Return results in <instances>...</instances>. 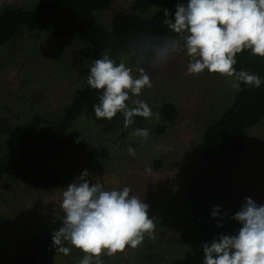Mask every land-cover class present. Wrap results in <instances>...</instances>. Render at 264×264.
<instances>
[{
    "label": "rangeland",
    "instance_id": "obj_1",
    "mask_svg": "<svg viewBox=\"0 0 264 264\" xmlns=\"http://www.w3.org/2000/svg\"><path fill=\"white\" fill-rule=\"evenodd\" d=\"M18 1L0 0V4ZM163 3V0H111L108 9L92 11L88 19L110 29L111 18L116 12L126 9L150 17L163 7ZM172 45L175 47L171 51V59L158 70L150 72L152 87L143 89L139 97H132L151 106L154 115L149 120L153 125L163 124L158 118L162 104L169 102L177 107L178 118L168 125L164 135L141 139L143 145L135 149V156H130L128 152L120 156V140L116 139L115 133H104L100 125L85 115L78 116L67 130L68 135L82 134L92 150L100 146L115 148L111 149V160L104 164L103 169L86 168L89 172L87 179L93 183L102 182L106 189L127 185L133 195L140 196L148 205V214L156 227L153 235L149 237L146 234L143 242L136 247H141L136 253L138 257L145 256L149 251L147 240L167 239L189 219L185 195L188 181L182 183L177 179L176 170H186L184 173L187 175L188 172H198L220 178L225 192L215 206L232 214L239 210L245 197L258 204L264 203V119L249 128L244 153L237 160H202L197 148L200 131L226 106L232 91L231 78L206 70L200 74H188L186 65L190 57L183 45L173 42L169 47ZM92 53L88 44L76 39L55 38L46 34L33 36L22 33L1 46L0 118L17 123L37 117H56L85 85L88 68L94 61ZM123 58L133 68V74L138 75L136 67L140 57L127 54ZM12 139V134L0 136V156L6 155L9 160L15 157ZM167 154L170 161L184 160L185 163L181 162L184 167L166 169L167 165H164L159 170L152 169V161L168 160ZM79 163L80 160L67 161L65 170H68L66 175L69 176L54 192L17 185L10 175H0V264H11L14 254L19 251L16 250L17 244L37 235L51 219L64 216L60 208L63 188L86 167L81 166L78 172H73L71 169L77 168ZM148 169L154 173L149 174ZM166 176L171 179L165 180ZM234 222L233 234L240 227L237 221ZM170 223L174 230L170 229ZM166 242V249H171ZM136 248L126 246L112 256L102 255L103 264H140L132 254ZM176 254L179 253L174 256ZM83 255L79 249L71 247L68 255L60 253L58 260L56 256L55 264H78Z\"/></svg>",
    "mask_w": 264,
    "mask_h": 264
},
{
    "label": "trees",
    "instance_id": "obj_2",
    "mask_svg": "<svg viewBox=\"0 0 264 264\" xmlns=\"http://www.w3.org/2000/svg\"><path fill=\"white\" fill-rule=\"evenodd\" d=\"M163 7L157 9L150 17H143L132 10H123L113 14L110 29L103 28L89 21L90 12L105 10L111 0H20L0 4V47L12 41L22 33L33 36L46 34L55 38L76 39L92 48L93 60L100 53L109 51L112 58L119 59L127 54L140 57L139 37L143 34L167 36L169 45L178 42L183 45L179 35L172 33L164 23L165 9L169 11L168 19L175 11V5L181 0H163ZM32 4V5H31ZM139 10V8L137 7ZM237 70L256 73L264 77V58L252 55L244 50L236 56ZM94 63V61H93ZM231 96L222 108L200 131L197 146L199 156L207 162H233L242 156L245 149V137L250 127L264 119V83L259 88L241 84L240 89L231 88ZM99 90L85 85L73 96L70 103L53 118L37 117L34 120L12 123L7 118H0V136L12 134L15 157L0 156V175H10L17 185L32 187L41 192H54L65 183V164L69 160H80L81 166L103 169L111 160L114 147L100 146L90 149L85 137L80 134H67L74 120L85 115L100 125L104 133H115L120 140V156L132 146L141 148L140 137H133L136 127L149 129V136L164 135L168 125L178 118L177 107L169 102L162 104L158 118L162 125L152 124L149 119L135 117V123L123 127V117L117 113L111 120L97 119L92 105L98 103ZM114 138V140H116ZM140 140V142H139ZM144 140V139H142ZM115 143V142H113ZM137 148V149H139ZM153 160L152 169L183 168L184 160ZM121 158V157H120ZM85 160V162H83ZM187 165H190L189 163ZM189 167V166H188ZM165 169V170H166ZM164 170V171H165ZM149 174L154 172L147 170ZM186 170H176L177 179L187 181V206L189 219L176 229L167 239L147 240L149 251L137 256L141 247L132 254L140 264H202L203 253L200 246L212 240L218 233L233 234L234 219L232 213L219 209L216 217L211 216L215 202L224 192L225 186L220 178L211 174L198 172L185 174ZM148 174V175H149ZM10 179V178H8ZM171 177L166 176L165 180ZM173 181H176L172 179ZM183 196V195H182ZM62 217L51 219L41 231L25 238L17 244L19 250L14 254L11 264H55L60 252L52 245L51 235L62 226ZM220 227H217V223ZM170 229H173L171 223ZM167 241V242H166ZM166 244L171 247L167 250ZM175 253L176 256H174Z\"/></svg>",
    "mask_w": 264,
    "mask_h": 264
},
{
    "label": "clouds",
    "instance_id": "obj_3",
    "mask_svg": "<svg viewBox=\"0 0 264 264\" xmlns=\"http://www.w3.org/2000/svg\"><path fill=\"white\" fill-rule=\"evenodd\" d=\"M164 23L180 36L190 57L188 74L217 73L231 78L233 89L241 84L259 88L264 77L244 69L237 70L236 56L244 50L264 58V0H181L169 17L165 9ZM140 58L136 72L124 58H112L108 50L88 68L87 85L99 90L98 103L92 105L97 119L111 120L117 113L123 117V127L135 123V117H153L151 106L139 97L142 90L152 87L151 71L158 70L171 59L167 36L143 34L139 37ZM131 135L147 139L149 129L136 127ZM135 156L132 146L127 148ZM84 169L62 192L60 208L62 226L51 235L56 252L68 255L71 247L84 255L78 264H103V256H112L126 246L136 248L145 235L155 230L148 205L133 195L125 185L106 189L102 182L93 183ZM219 206L211 216L216 217ZM240 227L235 234L218 233L204 242L202 264H264V203L245 197L232 215ZM217 223V227H220ZM71 245V247L67 246Z\"/></svg>",
    "mask_w": 264,
    "mask_h": 264
}]
</instances>
